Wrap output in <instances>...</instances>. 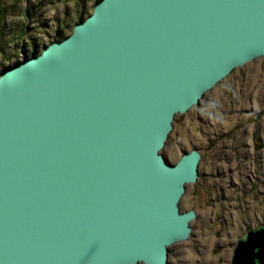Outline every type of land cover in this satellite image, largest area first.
<instances>
[{
  "label": "water",
  "instance_id": "obj_1",
  "mask_svg": "<svg viewBox=\"0 0 264 264\" xmlns=\"http://www.w3.org/2000/svg\"><path fill=\"white\" fill-rule=\"evenodd\" d=\"M264 56V0H101L0 74V264H169L201 153L173 120ZM232 264H264V224Z\"/></svg>",
  "mask_w": 264,
  "mask_h": 264
},
{
  "label": "rangeland",
  "instance_id": "obj_2",
  "mask_svg": "<svg viewBox=\"0 0 264 264\" xmlns=\"http://www.w3.org/2000/svg\"><path fill=\"white\" fill-rule=\"evenodd\" d=\"M95 0H0V74L68 35ZM201 153L179 208L194 209L188 239L169 264H232L239 237L264 224V56L234 69L198 105L176 114L161 153L176 163ZM143 264V263H139Z\"/></svg>",
  "mask_w": 264,
  "mask_h": 264
},
{
  "label": "trees",
  "instance_id": "obj_3",
  "mask_svg": "<svg viewBox=\"0 0 264 264\" xmlns=\"http://www.w3.org/2000/svg\"><path fill=\"white\" fill-rule=\"evenodd\" d=\"M99 1H101V0H95V4H96L97 2H99ZM84 18H85V17L80 16V18L78 19V22L83 21ZM65 36H66V35L62 33V34H60L59 36H57V38H56L55 41H60V40H62ZM39 53H40V52H37V53H34V54H32V55H38Z\"/></svg>",
  "mask_w": 264,
  "mask_h": 264
}]
</instances>
